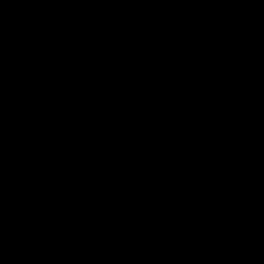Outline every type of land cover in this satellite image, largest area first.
Returning <instances> with one entry per match:
<instances>
[{
    "label": "water",
    "instance_id": "1",
    "mask_svg": "<svg viewBox=\"0 0 264 264\" xmlns=\"http://www.w3.org/2000/svg\"><path fill=\"white\" fill-rule=\"evenodd\" d=\"M0 264H264V0H0Z\"/></svg>",
    "mask_w": 264,
    "mask_h": 264
}]
</instances>
